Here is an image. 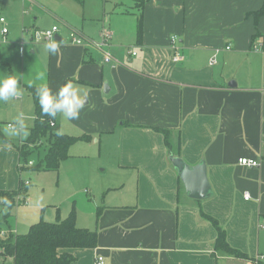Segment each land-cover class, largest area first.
Segmentation results:
<instances>
[{
    "label": "crops",
    "instance_id": "crops-1",
    "mask_svg": "<svg viewBox=\"0 0 264 264\" xmlns=\"http://www.w3.org/2000/svg\"><path fill=\"white\" fill-rule=\"evenodd\" d=\"M0 18V68L8 67L4 75L14 74L21 86L12 102L20 113L12 120L23 123L25 110L34 112L31 130L37 103L30 90L47 84L58 92L71 83L86 103L78 119L58 114L55 126L61 135L88 140L71 147L59 170L82 158L71 155L77 144L117 146V178L92 180L85 190L92 199L69 213L76 211L78 228L98 233L96 248L64 251L75 258L71 264H97L99 257L104 264H258L264 257V0H0ZM54 26L60 30L55 54L34 38ZM72 31L86 41L100 42L104 33L111 39L99 51L70 43ZM172 36L186 56L181 64L172 61ZM4 135L11 145L0 140V191L16 192L26 182L16 147L26 140L15 144ZM171 157L190 168L205 164L209 197L188 195ZM241 158L259 166L243 167ZM12 211L0 199V229L25 235L17 220L15 228L10 223ZM206 216L248 258L218 252V231Z\"/></svg>",
    "mask_w": 264,
    "mask_h": 264
},
{
    "label": "trees",
    "instance_id": "trees-1",
    "mask_svg": "<svg viewBox=\"0 0 264 264\" xmlns=\"http://www.w3.org/2000/svg\"><path fill=\"white\" fill-rule=\"evenodd\" d=\"M262 12V11H261ZM257 13V17L260 13ZM36 100V121L30 130L28 140L19 144L16 149L20 156V171L31 172H56L61 163L69 157V150L73 145L88 138H76L61 135L57 126H51L56 118H50L42 114L36 89L30 90ZM56 125V124H55ZM168 134V133H167ZM0 140L7 145L10 140L6 138L0 126ZM167 147H169L168 136H165ZM41 151V146L44 147ZM34 160V162L32 161ZM32 162L33 165L29 166ZM26 183V182H25ZM24 181L21 189L16 192L0 191V199L3 200L9 211H12L19 204L23 203L22 196L26 198V188ZM101 211H98L100 215ZM9 214L6 215V219ZM216 227L218 238L216 250L236 258H248L244 253L232 248L227 242L225 230L219 223L206 216ZM77 214L73 210L66 220H58L55 223L40 221L32 225L25 235H18L8 231L5 237L0 238V257L4 258L3 263L9 264H71L75 258L64 252L71 249H93L98 244V233L80 229L77 227ZM11 230V229H10ZM258 264H264L259 261Z\"/></svg>",
    "mask_w": 264,
    "mask_h": 264
},
{
    "label": "rangeland",
    "instance_id": "rangeland-1",
    "mask_svg": "<svg viewBox=\"0 0 264 264\" xmlns=\"http://www.w3.org/2000/svg\"><path fill=\"white\" fill-rule=\"evenodd\" d=\"M9 18L8 16H5ZM44 32V31H40ZM4 42L1 40V44ZM1 66V65H0ZM6 68V70H5ZM8 67L0 68V78H3L5 72L8 74ZM5 76V75H4ZM25 101V97L23 99ZM13 102V98L7 102L0 101V126L3 132H6L8 137H12L15 144H19L22 140H28L30 135V126L32 125L34 112L25 110V121L22 123L21 119L12 120L20 113V108L16 107L17 104ZM15 105V106H14ZM7 109V110H6ZM9 110V111H8ZM19 123L16 129H7L5 123L13 122ZM44 147L41 146V151ZM71 155L82 157L72 161L76 166L64 167L59 172H31L25 171L23 173L24 179L31 184L28 188L27 202L25 205L16 207L9 218V221L15 228V220L18 221V232L28 233L25 227L29 223H38L41 220L49 223L58 222V220L69 216L72 207L77 208L81 203H85L88 199H92L91 195H86L85 190L90 189L87 184H92V180H115L118 176L117 165V146L112 143H104L101 145L93 143L92 145L81 143L74 146ZM34 162V160H32ZM75 168V169H74ZM74 169V173L72 172ZM78 169V170H77ZM72 170V171H71ZM77 170V175L75 171ZM80 173V174H79ZM79 174V177H78ZM93 191L96 192V183L93 184ZM75 192V193H73ZM24 199L23 196L21 197ZM19 208V209H18ZM58 209L60 211L59 218L57 216ZM77 211V209H76ZM57 216L58 220H55ZM50 220V221H49ZM28 224L25 226V222ZM23 231V232H21ZM5 260L2 258L1 261ZM8 264V263H7Z\"/></svg>",
    "mask_w": 264,
    "mask_h": 264
},
{
    "label": "clouds",
    "instance_id": "clouds-1",
    "mask_svg": "<svg viewBox=\"0 0 264 264\" xmlns=\"http://www.w3.org/2000/svg\"><path fill=\"white\" fill-rule=\"evenodd\" d=\"M47 47L50 52L56 53L55 44H49ZM37 79L42 77L38 76ZM20 95V80L14 74L0 78V101L7 102ZM36 96L42 114L50 118H56L58 114H62L65 119L76 120L86 103V98L71 83L61 87L58 92H54L47 84H41L36 89ZM20 126L23 127V124L21 123Z\"/></svg>",
    "mask_w": 264,
    "mask_h": 264
},
{
    "label": "built area",
    "instance_id": "built-area-1",
    "mask_svg": "<svg viewBox=\"0 0 264 264\" xmlns=\"http://www.w3.org/2000/svg\"><path fill=\"white\" fill-rule=\"evenodd\" d=\"M0 23L4 24L5 23V19L4 18H0ZM59 27L58 26H54L53 28L46 30L44 32H36L34 35V38L36 39L37 42H44V43H50L53 44L55 43V39L57 34L59 33ZM2 35L5 36L8 34V29L6 27H4L2 29ZM111 39V34L109 33H104L103 34V38L100 42H95V41H86L85 39H83L82 36H80L77 32L72 31L70 33L69 36V41L72 44L78 45V46H83L85 44H87L88 47H92L95 48L99 51H103L104 48L108 47V42ZM170 43H171V49L173 52V58L172 61L174 64H181L183 62L186 61V56L184 55L181 46L179 45V38L178 36H172L170 39ZM226 50H231V47H227ZM253 50L255 52L259 51L258 46H254ZM136 53H133V56H136ZM112 62V57L109 54H105V63L110 64ZM216 61L213 60L211 62V65H215ZM51 126H55V123H52ZM9 129H14V127L12 125L8 126ZM239 164L243 167H248V168H257L259 166V162L253 159H248V158H241L239 159ZM33 163L30 162L29 166H32ZM26 185H28L29 183L26 182ZM246 200H249V195L245 196ZM8 234L7 231L0 229V238L5 237ZM259 261H263L264 262V257H260L257 260V263ZM97 264H104V258L103 257H99L97 260Z\"/></svg>",
    "mask_w": 264,
    "mask_h": 264
},
{
    "label": "water",
    "instance_id": "water-1",
    "mask_svg": "<svg viewBox=\"0 0 264 264\" xmlns=\"http://www.w3.org/2000/svg\"><path fill=\"white\" fill-rule=\"evenodd\" d=\"M171 161L178 170L186 191L191 198L201 200L209 197L211 187L207 179L205 164L202 163L190 168L180 158L171 157Z\"/></svg>",
    "mask_w": 264,
    "mask_h": 264
}]
</instances>
